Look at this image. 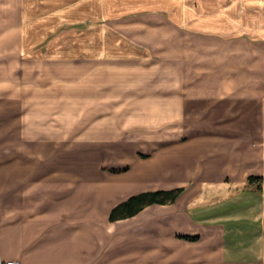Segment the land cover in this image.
Listing matches in <instances>:
<instances>
[{
    "label": "crops",
    "instance_id": "1",
    "mask_svg": "<svg viewBox=\"0 0 264 264\" xmlns=\"http://www.w3.org/2000/svg\"><path fill=\"white\" fill-rule=\"evenodd\" d=\"M194 1L198 16L185 19L193 35L181 48H169L177 54L168 56L166 90L156 104L161 107L147 116L152 141L99 146L80 160L73 150L64 158L59 138L105 136L111 103H127L123 111L131 115L141 95L130 99L117 91L109 76V35L98 33L105 36L102 45L88 49L92 58L103 55L92 64L106 79L97 82L79 116L81 108L63 102L55 85L32 82L24 45L30 20L41 11L56 2L77 7L80 0H0V259L264 264V0ZM194 1L178 0L184 8ZM85 2L90 8L120 6V0ZM178 56L198 57L195 76ZM112 151L124 167L118 171L94 159L110 158ZM250 175L259 179L250 182ZM181 186L172 202L109 218L111 208L132 194Z\"/></svg>",
    "mask_w": 264,
    "mask_h": 264
},
{
    "label": "rangeland",
    "instance_id": "2",
    "mask_svg": "<svg viewBox=\"0 0 264 264\" xmlns=\"http://www.w3.org/2000/svg\"><path fill=\"white\" fill-rule=\"evenodd\" d=\"M85 1L80 0L77 7L66 5L65 1L56 2L50 9L41 11L40 18L30 20V33L24 45V50L31 55L32 82L39 84L40 80L46 79L51 86L55 85L54 91L60 89L63 102L81 108L79 116L82 109L85 111L89 98L97 92V82L101 84L106 79L100 67L92 64L93 60L103 59L102 53V56L92 58L88 49H98L97 45H102L105 36L98 33L109 35L107 43L111 56L106 57L110 59L109 76L114 80L117 91L127 93L130 99L141 95L138 101H134L136 109L131 115L123 111L127 103H111L112 120L104 127L105 136L80 135L72 142H67L70 138L63 135L59 138L62 142H59L58 150L62 151L64 158L65 153L73 150L80 160H85L87 153L96 151L99 146L103 149V146L112 148L125 141H152L148 131H151L153 121L147 116L151 109L159 106L156 104L162 103L159 97L166 90V72L171 68L168 61L173 58L168 56L174 51L169 48H181L182 42L186 43L185 37L193 35V32L185 19L198 16V4L194 0L189 9L181 7L178 0H120L119 7H112L109 3V7L101 8H90ZM36 11L38 14L39 9ZM198 26L196 23L194 28L198 29ZM93 33L96 34L94 40L91 39ZM200 39L196 37L191 41L192 55L197 54ZM20 42L22 44V40ZM130 57L134 59L130 61ZM178 57H181L182 65L189 63L191 76H195L199 70L198 57ZM135 63L140 66L136 73ZM46 93L52 94L50 90ZM114 96L112 99H119L115 93ZM122 115L131 118L125 121L120 119ZM64 125L67 126L63 121ZM70 143L72 146L68 150ZM117 154L111 153L110 158L95 154L94 159H101L110 164L108 168L112 171H118L124 167H118L120 157Z\"/></svg>",
    "mask_w": 264,
    "mask_h": 264
},
{
    "label": "trees",
    "instance_id": "3",
    "mask_svg": "<svg viewBox=\"0 0 264 264\" xmlns=\"http://www.w3.org/2000/svg\"><path fill=\"white\" fill-rule=\"evenodd\" d=\"M116 170V169H114ZM259 176L250 175L248 181L258 180ZM184 190V187L169 189L146 190L130 195L111 208L110 220L132 216L151 203H168L174 201ZM186 238H195L197 235H184Z\"/></svg>",
    "mask_w": 264,
    "mask_h": 264
},
{
    "label": "built area",
    "instance_id": "4",
    "mask_svg": "<svg viewBox=\"0 0 264 264\" xmlns=\"http://www.w3.org/2000/svg\"><path fill=\"white\" fill-rule=\"evenodd\" d=\"M0 264H21L19 259L12 258V259H0Z\"/></svg>",
    "mask_w": 264,
    "mask_h": 264
}]
</instances>
